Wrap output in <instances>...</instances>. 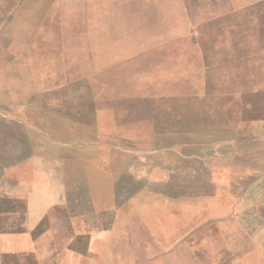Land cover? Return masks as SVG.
<instances>
[{"label": "rangeland", "instance_id": "374dc122", "mask_svg": "<svg viewBox=\"0 0 264 264\" xmlns=\"http://www.w3.org/2000/svg\"><path fill=\"white\" fill-rule=\"evenodd\" d=\"M140 1L149 0H0V109L26 118L23 123L0 120L4 131L0 145L10 146L22 140L13 144L16 149L26 142L54 147L71 138L75 128L87 144L94 125L106 127L107 112L135 115L136 111H115L138 109L141 105L137 100L120 99L123 89L118 87V79L129 82V71L114 65L120 56L112 53L147 46L143 39L154 35L150 29L155 17L149 15L155 8ZM187 1L220 6L206 9L196 20L204 16L200 22L210 30L219 26L228 37L235 34L242 42L241 55L237 52L236 56L209 57L214 70L210 76L212 85L226 83L228 87H211L212 93L221 92L212 95L217 97H212V101L227 103L220 104V112L211 114L207 124L210 135L200 137L205 139V145L187 146L183 151L178 146V152L165 150L157 153L155 161L146 167L134 161L136 157L114 153L116 162L128 161L127 174L133 172L145 182L156 181L134 185L136 191L139 186H146L147 192L156 191L162 196L153 199L151 194L142 192L130 201L116 193V206L126 202V206L136 210L121 211L123 223L113 220L109 212L92 216L83 211L88 227L97 217L98 231H94L91 245L75 249L63 258L57 252L66 241L65 236L52 241L43 239L42 232L36 231L40 244L44 243L37 249L38 256L50 262L47 264H99L102 258L107 264H264V0ZM188 20L192 22L183 18V23ZM142 58V65H147L149 58L155 59ZM75 62L80 70L76 74L83 83L80 87L72 82L66 86L68 81H74ZM169 64L164 65L162 60L150 70L142 66L146 69L136 72L138 78L129 83L127 93L137 94L143 86L147 95H159L156 98L164 101L171 99L167 93L180 89L185 74L170 71ZM60 67L68 71L60 72ZM223 92L241 93L224 97ZM117 122L122 120L113 121ZM144 124L145 121L134 122L131 126ZM174 142L171 135L163 137L164 148ZM35 149L37 169L52 168L59 176V152L54 148L52 152H42L39 146ZM81 154L91 155L86 150ZM98 154L100 160L107 159L106 153ZM19 155V151L4 152L0 156V173L7 162ZM117 163L113 168L116 180L123 175V168ZM110 185H98V197L93 202L99 210L108 202L105 192ZM116 186L121 185L116 182ZM87 201L83 199L84 210ZM45 204L35 201L34 211H21L24 215L9 225L15 231L9 243H30L22 229H30L40 221ZM59 215L61 211H52L51 217ZM3 222L1 217L0 228ZM50 227L51 234L62 230L54 220ZM119 228L113 248L109 233ZM28 260L27 255H22L16 262L27 264Z\"/></svg>", "mask_w": 264, "mask_h": 264}, {"label": "crops", "instance_id": "0c3cea01", "mask_svg": "<svg viewBox=\"0 0 264 264\" xmlns=\"http://www.w3.org/2000/svg\"><path fill=\"white\" fill-rule=\"evenodd\" d=\"M106 2L109 4L110 1ZM140 4L152 5L155 8L149 15V17H155L154 26L151 25L150 29V32H153L154 35H148L143 39L144 42H147V46L130 47L131 49H121L112 53V55L120 56L114 65L120 67L121 71H129V82L118 79L120 84L118 87L123 89L120 99L131 102L137 100L141 105L140 107L137 105L138 109L129 107L128 109L122 108L121 112L120 108L115 109V111H117L116 113H122L128 110L132 114L135 111L137 113L126 116V112H124V115L107 112L106 127L100 129L97 124L94 125V129L92 128L89 134L90 141L87 144L83 143L81 133L75 128L77 132L72 131L71 138L61 140L57 146L38 145L42 152H52L51 148H54L55 152H59L58 161L60 166L58 168L60 167L61 171L59 176L55 174L56 172L52 168L40 171L34 165L37 158V154L34 152L38 146L26 142L25 144H19L20 149L18 150L13 144H16L19 140L10 144V146L8 144L0 145V156H3L4 152H9V150L21 153L19 157L7 162L4 165V172L0 173V218L4 217L5 220L0 228V231L2 230L0 234V264H19L20 262H16V260L22 255H27L29 259L26 261L27 264L50 263L38 256L39 251L37 249L44 243L40 244L41 240L38 235H35L36 231L42 232L43 239L46 238L52 241H55L57 237L60 238L61 235L65 236L66 241L59 246L60 250L57 252V254H60L59 258L75 249L83 250L82 247H88L94 239V231H98V226L96 229V221L98 220L96 217L94 223L92 220L88 227L87 221L83 220V211L91 212L92 216L99 212H109L113 215V220L115 219L119 223H123L125 220L121 215V211H136L134 208L126 206V202L116 206L114 202L115 194H121L123 200L133 201V199L139 198L142 192L146 193L148 189L146 186H139V191H136L134 185L156 184V181L153 182V179H149L145 182L133 172L127 174L128 161H117L123 168V175L116 180V173L113 168L118 163L114 159V153L136 157L137 159H134V161L138 160L140 166L146 167L150 166L151 163L148 164L149 162L155 161L154 157H157V153L165 150L171 149L178 152V146L183 151L187 146L205 145V139H200V137L210 135L207 131L210 127L207 124H209L211 114L217 113L216 111L220 112V104L227 103V100L216 99L212 101V97H216L212 95H220L221 92L212 93L211 87H228L226 83L212 85L210 76L214 70L211 68L209 57L227 54L236 56L237 52L241 55V38L237 39L235 34L232 38L228 37L223 30L221 31L219 26L214 30H210L200 22L204 16L196 20V16L204 15L206 9L220 7L213 6L211 2L149 0L140 1ZM222 8L223 12H226V7ZM183 18H189L192 22L188 20V22L183 23ZM141 41L142 39L139 43ZM93 54L96 55L92 52ZM107 54L111 55L109 52ZM144 56H154L155 59L149 58V61H147L148 66L142 65L144 63L142 57ZM163 56L170 58H162ZM162 60L164 65H168L170 62V71L185 74L183 82L179 85L180 89H177V92H172V94L167 93L171 99L164 101L156 98L159 95L153 93L147 95L143 86L139 88L137 94L127 93L126 88L131 86L129 83L138 78L136 72L146 69L142 66H146L150 70L152 66H158ZM137 63L139 66H136ZM76 64L77 62L73 66L75 73L72 80L74 81H68V84L64 85L70 86L72 83H76L75 85L80 87L83 83L82 77L76 74L77 71H80ZM64 70L68 71L67 68H59L60 72ZM204 74H207V76L205 77ZM178 77L177 75L176 79ZM240 93L223 92L222 95L224 97H236ZM148 101L150 102L148 103ZM4 111L9 110L5 109ZM4 111L0 109L1 121L9 120L12 123H23L26 120V118L19 117L12 111ZM94 116L97 120L98 113L96 112ZM116 119L122 120V122L113 123ZM172 120L178 122L172 123ZM144 121L143 126H131L134 122L139 124ZM120 125L123 127L119 128ZM3 132L0 128V136L4 135ZM169 135L174 138L175 142L173 145L170 144V146L164 148L163 137ZM206 142H209V138ZM84 150L91 153L90 157H84L81 154ZM100 152L106 153L107 159L100 160L98 154ZM100 182L111 184L105 192L108 202L105 208L101 210H99L98 204L93 202L98 197ZM116 182L121 186H116ZM147 193L151 194L153 199L162 196L156 191ZM83 199L88 200L85 210ZM35 201H45L46 204L42 210L44 212L40 221L35 226L32 224L33 226L30 229H22V231H26L30 243L28 242L25 245L9 243L13 240L15 232L14 228L9 227V225H13V222L17 221L19 216L24 215L21 211H34ZM52 211H61L60 217L56 216L58 218L53 217L54 219H52ZM7 220H10V223ZM52 220L59 223L62 230L57 229L58 231H53L51 234ZM104 224L103 226L106 228ZM121 228L123 230L124 226ZM121 228L114 229L109 233L110 245L113 248H115V239ZM96 235L99 236L98 233ZM3 237L6 240L5 243ZM98 261L99 264H107V261L103 258ZM127 261L129 263V259Z\"/></svg>", "mask_w": 264, "mask_h": 264}]
</instances>
